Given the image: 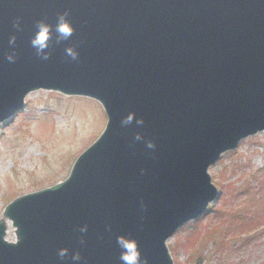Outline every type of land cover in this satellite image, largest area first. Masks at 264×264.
Masks as SVG:
<instances>
[{
    "label": "water",
    "instance_id": "obj_1",
    "mask_svg": "<svg viewBox=\"0 0 264 264\" xmlns=\"http://www.w3.org/2000/svg\"><path fill=\"white\" fill-rule=\"evenodd\" d=\"M260 2L0 0V120L37 87L91 96L111 114L66 181L0 213V264H74L76 252L78 264H123L118 236L137 242L140 264H173L166 239L214 195L209 162L244 125L264 128ZM63 14L67 40L56 32ZM40 21L46 60L31 45Z\"/></svg>",
    "mask_w": 264,
    "mask_h": 264
},
{
    "label": "rangeland",
    "instance_id": "obj_2",
    "mask_svg": "<svg viewBox=\"0 0 264 264\" xmlns=\"http://www.w3.org/2000/svg\"><path fill=\"white\" fill-rule=\"evenodd\" d=\"M27 97L28 106L0 124V211L12 197L63 179L74 156L106 122L99 105L89 99L42 91ZM210 173L221 191L211 210L239 212L247 195L257 193L264 181V135L243 141L238 152L224 155ZM210 213L172 236L176 264H195L198 254V264H264L263 231L249 234L242 227L224 226L229 236L222 245L213 233L219 216Z\"/></svg>",
    "mask_w": 264,
    "mask_h": 264
},
{
    "label": "clouds",
    "instance_id": "obj_3",
    "mask_svg": "<svg viewBox=\"0 0 264 264\" xmlns=\"http://www.w3.org/2000/svg\"><path fill=\"white\" fill-rule=\"evenodd\" d=\"M16 27H19V23L17 21ZM37 31L35 32L32 40L31 45L33 48L36 49L37 55L41 56L43 59H48V53L45 52V49L48 47V38H49V25L43 21L37 23ZM73 27L71 26L70 22L66 19V14L60 15L57 24H56V32L59 34L61 39L67 40L73 34ZM15 42V37L13 36L10 40V43ZM37 45L39 47H37ZM65 54L70 57L71 59L75 60L78 58V52L74 47H67L65 48ZM9 62H14L15 57L14 55L9 54L7 56ZM132 115H129L127 118L128 121L132 119ZM127 122V121H126ZM138 123H143L142 120L138 121ZM137 140L141 139V136L137 134ZM148 148H154V144L151 141L147 142ZM81 232L87 231V225H84L80 228ZM117 245L121 249L120 253V260L123 264H140V252L138 249L137 242L133 239H130L125 236H118L116 238ZM68 254L67 248L59 249L58 255L61 258H64ZM74 264H78L81 257L79 252H76L71 257Z\"/></svg>",
    "mask_w": 264,
    "mask_h": 264
},
{
    "label": "trees",
    "instance_id": "obj_4",
    "mask_svg": "<svg viewBox=\"0 0 264 264\" xmlns=\"http://www.w3.org/2000/svg\"><path fill=\"white\" fill-rule=\"evenodd\" d=\"M258 215H259L258 220L260 222V221H262L264 219V212L259 213Z\"/></svg>",
    "mask_w": 264,
    "mask_h": 264
}]
</instances>
